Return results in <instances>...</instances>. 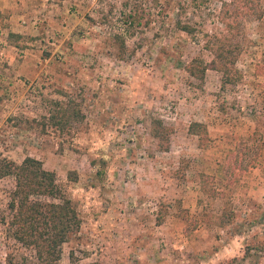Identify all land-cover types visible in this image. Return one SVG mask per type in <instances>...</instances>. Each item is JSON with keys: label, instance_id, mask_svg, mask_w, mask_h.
Here are the masks:
<instances>
[{"label": "rangeland", "instance_id": "374dc122", "mask_svg": "<svg viewBox=\"0 0 264 264\" xmlns=\"http://www.w3.org/2000/svg\"><path fill=\"white\" fill-rule=\"evenodd\" d=\"M230 1L0 0V264H39L12 234L1 175L26 156L81 219L57 264H264V13L238 19L242 77L221 88L205 44ZM56 102L77 118L55 122Z\"/></svg>", "mask_w": 264, "mask_h": 264}, {"label": "trees", "instance_id": "16d2710c", "mask_svg": "<svg viewBox=\"0 0 264 264\" xmlns=\"http://www.w3.org/2000/svg\"><path fill=\"white\" fill-rule=\"evenodd\" d=\"M233 3L234 1H230L222 5L224 31L212 34L205 44L211 54L209 65L220 73L221 88L238 83L242 77L237 60L245 39L244 29L238 19L246 14L261 18L264 13L259 0H240L238 5ZM231 5L232 7H229ZM1 20L0 13V24ZM177 25L181 30L192 31L186 24ZM119 37L116 36L118 40ZM120 43L123 44L122 39ZM207 68L208 64L199 58H193L186 65L187 72L200 80L203 79ZM254 73L264 75V65H256ZM56 103V110L50 115L55 122L63 123L70 118H77L78 112ZM170 130L158 119L152 121L150 133L160 143H166L163 146L165 149ZM188 131L198 136L200 144L206 143L207 128L204 123L193 121ZM2 169L1 175H12L15 180L8 201L11 211L9 225L13 236L23 245L34 249L39 264H57L62 244L79 231L81 219L78 212L58 186L56 174L45 169L40 160L26 156L20 163L6 162ZM47 198L59 201H50Z\"/></svg>", "mask_w": 264, "mask_h": 264}, {"label": "crops", "instance_id": "0c3cea01", "mask_svg": "<svg viewBox=\"0 0 264 264\" xmlns=\"http://www.w3.org/2000/svg\"><path fill=\"white\" fill-rule=\"evenodd\" d=\"M20 33V32H19Z\"/></svg>", "mask_w": 264, "mask_h": 264}]
</instances>
